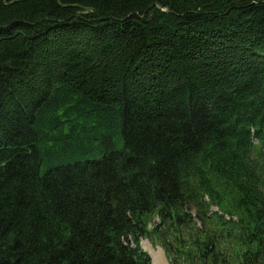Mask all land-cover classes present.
Wrapping results in <instances>:
<instances>
[{"label":"trees","instance_id":"16d2710c","mask_svg":"<svg viewBox=\"0 0 264 264\" xmlns=\"http://www.w3.org/2000/svg\"><path fill=\"white\" fill-rule=\"evenodd\" d=\"M144 239L264 264V0H0V264Z\"/></svg>","mask_w":264,"mask_h":264},{"label":"rangeland","instance_id":"374dc122","mask_svg":"<svg viewBox=\"0 0 264 264\" xmlns=\"http://www.w3.org/2000/svg\"><path fill=\"white\" fill-rule=\"evenodd\" d=\"M255 144H257V142H255ZM212 212L215 211V208H213L211 210ZM151 242V243H150ZM153 244V245H152ZM141 249L144 250L145 253H147L149 255V257L152 259V257L154 258V253L160 252V248L159 246H156L152 241L150 240H143L141 243ZM154 252V253H152ZM152 256V257H151ZM153 261V259H152ZM160 264H168L167 261L165 262L163 259L162 261H160Z\"/></svg>","mask_w":264,"mask_h":264},{"label":"bare ground","instance_id":"6f19581e","mask_svg":"<svg viewBox=\"0 0 264 264\" xmlns=\"http://www.w3.org/2000/svg\"><path fill=\"white\" fill-rule=\"evenodd\" d=\"M154 260L156 264H160V261H162V253L161 252L154 253Z\"/></svg>","mask_w":264,"mask_h":264},{"label":"water","instance_id":"95a60500","mask_svg":"<svg viewBox=\"0 0 264 264\" xmlns=\"http://www.w3.org/2000/svg\"><path fill=\"white\" fill-rule=\"evenodd\" d=\"M168 12V10H166Z\"/></svg>","mask_w":264,"mask_h":264}]
</instances>
